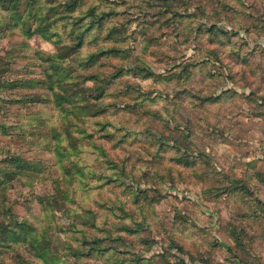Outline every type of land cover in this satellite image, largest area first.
Wrapping results in <instances>:
<instances>
[{
    "label": "rangeland",
    "instance_id": "374dc122",
    "mask_svg": "<svg viewBox=\"0 0 264 264\" xmlns=\"http://www.w3.org/2000/svg\"><path fill=\"white\" fill-rule=\"evenodd\" d=\"M9 6L0 264H264V0Z\"/></svg>",
    "mask_w": 264,
    "mask_h": 264
},
{
    "label": "trees",
    "instance_id": "16d2710c",
    "mask_svg": "<svg viewBox=\"0 0 264 264\" xmlns=\"http://www.w3.org/2000/svg\"><path fill=\"white\" fill-rule=\"evenodd\" d=\"M7 4H10V6L7 8L9 10H14V9H18V7H20L21 5V0H4ZM41 25L38 26V28H34L33 25H30V26H25L23 25V28L25 29V32L26 33H30V34H35L36 32L38 34H40L43 38L45 39H49L48 36L45 34V30L40 27ZM17 160H20V158H17ZM0 226H4V225H1Z\"/></svg>",
    "mask_w": 264,
    "mask_h": 264
}]
</instances>
